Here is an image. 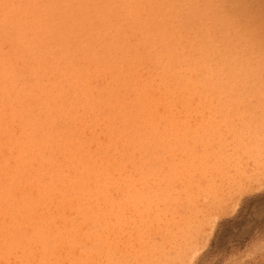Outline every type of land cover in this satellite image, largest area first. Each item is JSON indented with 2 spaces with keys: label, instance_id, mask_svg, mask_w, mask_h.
Segmentation results:
<instances>
[{
  "label": "rangeland",
  "instance_id": "rangeland-1",
  "mask_svg": "<svg viewBox=\"0 0 264 264\" xmlns=\"http://www.w3.org/2000/svg\"><path fill=\"white\" fill-rule=\"evenodd\" d=\"M34 1L0 0V264H264V83L177 101L199 25L187 12L167 35L180 0ZM61 193L96 224L67 209L71 228L35 239L18 200L45 212Z\"/></svg>",
  "mask_w": 264,
  "mask_h": 264
},
{
  "label": "bare ground",
  "instance_id": "bare-ground-1",
  "mask_svg": "<svg viewBox=\"0 0 264 264\" xmlns=\"http://www.w3.org/2000/svg\"><path fill=\"white\" fill-rule=\"evenodd\" d=\"M28 1H30V0H28ZM35 1H40V0H35ZM44 1H47V0H44ZM48 1L46 3H48ZM73 1L75 3L77 2L75 0H73ZM50 2L52 3L51 0H50ZM78 2H77V5H78ZM35 3H33V4H35ZM93 3H95V1H93ZM100 3H101V1H100ZM103 3L105 4V2H103ZM21 4H22V2H21ZM81 4H83V3H81ZM16 5H18V4H16ZM42 5H45V4H42ZM97 5H99V4L97 3ZM19 6H20V4H19ZM87 6H86V8H87ZM89 6H91V4ZM121 6L123 9H125L128 6L134 7L135 3L133 0H121V3L119 4V8H121ZM65 7L66 6L64 4V8ZM73 7H75V6H73ZM78 7H77V9H78ZM43 8H44V6H43ZM94 8H93V10L98 9L99 6H98V8L97 7L95 9ZM253 8H262L264 10V3H262L260 0H200V1H197V0H180L179 2H176L175 4L169 6L168 11L170 12V15L173 18L172 19L173 20L172 21V28L174 31L167 32L168 36H172L175 38V33L178 32V30H179L178 27H180V28L184 27L183 23H174V21H176L182 15L187 17L191 21H195V19L192 18L190 15H198V19H199L198 32L195 33L191 38L193 41V43L191 45V49L195 53L184 55L185 58L180 62L181 75L175 82L176 83L175 84V97H176L177 101H180L181 103L187 104L188 102H190L192 100H196L198 103H202V100H206L208 98L215 97L213 95L218 96V98L220 99L222 93H224L227 89L234 88L236 83H239V82L243 83L244 82L243 79L245 77L250 78V80L252 82V86L250 88L248 96L251 97V96L257 95V90L264 83V43H260V41H264V29H257L258 28V20H259L260 16L258 17L257 15L254 14L249 18V16L251 14L248 15L246 13V12H249L248 10H251ZM17 10H19V8ZM40 10H41V8H40ZM65 10H67V9H65ZM68 10H69V8H68ZM90 10H92V9H90ZM75 11H77V10H75ZM84 15H87V13ZM261 17H263V16H261ZM23 18H24V16H23ZM82 18H83V16H82ZM262 20H264V18ZM58 21H60V20H58ZM245 27L247 28V31L245 30ZM247 32H248V34H247ZM249 37L253 38V41L251 40L252 42L250 44H249V40H248ZM165 40H166V37L164 35H160L159 42L163 43L164 49H167V44L164 43ZM242 42L243 43L246 42V44L244 43L245 47L243 46L242 48L238 49L237 44L238 43L242 44ZM245 50L247 51V53ZM237 53H239L240 55H242V53L249 54L248 61H245L242 57L237 58L236 57ZM256 57H259L257 60L258 69L254 70V68H253L254 65L252 66L251 61ZM138 66H139V64H138ZM90 67H92V66H90ZM162 79H163V77H162ZM156 81H157V79H156ZM140 83H141V81H140ZM3 85H5V84H3ZM7 94H8V92H7ZM220 104H222V103H220ZM191 105H192V102H191ZM160 107H162V106H160ZM199 109H200V107H199ZM160 110H161V108H160ZM183 111H186V110L184 109ZM94 112H96V111H94ZM102 129H103V127H102ZM141 130L142 129L140 128V131ZM85 131L86 130H84V132ZM54 132H56V131H54ZM85 140H87V139H85ZM101 141H102V139H101ZM14 153L15 152H13V154ZM115 168H116V166H115ZM30 172L32 173V171H30ZM116 175H117V173H116ZM11 179H12V177H11ZM84 186L86 188L89 187V193H91V191L93 190L92 186H89V184H87V183H85ZM40 187H42V186H40ZM36 189H37V187H36ZM123 189H122V191H124ZM32 192H33V190H32ZM60 192H62V190H60ZM45 195H49V194L45 193ZM130 195H132V194H130ZM43 199H44L43 197H40V198H37L36 200H29L28 198L22 197L21 200H18L19 206L27 208L30 211V213L33 214V217L38 218L37 220H39V223H37V224L32 225L30 223L31 226L33 228H36L37 230L42 231V233L48 234V236H37L35 239L49 240L50 237H52L51 235H53L55 230H58V229L67 230V229L71 228L73 226V224L67 218V209L74 208V210L80 216H82V218L85 220L82 227H84L85 229L91 228L89 224H92V225L96 224V216L94 215V213L96 212L95 209H87L82 204L78 203V201L74 205V203H73L74 201H70L69 199H67V197L64 193L63 194L61 193L59 201H57L52 206H50V208H48L45 212L42 211L43 208L40 206V202H38V201H42ZM136 200H137V198L134 199V201H136ZM48 203H46V204H48ZM88 203H90V202H88ZM57 222L59 223V225H57ZM88 229H86V230L88 231ZM91 233H92V231H91ZM71 235L72 234H70V236ZM99 235H103V234L99 233ZM98 238H100V236ZM88 239H89V237H88ZM87 241L89 243V240H87ZM84 242L85 241H83V244H84ZM11 245H12V242L10 241L9 237H7L5 239V241L0 245V249H1L2 253L7 254L8 249ZM103 247H105V245ZM55 248L56 247H54V249ZM60 249H61V247H59V250ZM59 250H58V252H60ZM16 254H17V252H16ZM56 254L58 255L59 253L56 252ZM35 257H36V255H35ZM58 257H59V255H58ZM53 258H54V256H53ZM66 259L68 260V258H66ZM57 260L59 261V259H57ZM61 260H62V258H61Z\"/></svg>",
  "mask_w": 264,
  "mask_h": 264
}]
</instances>
